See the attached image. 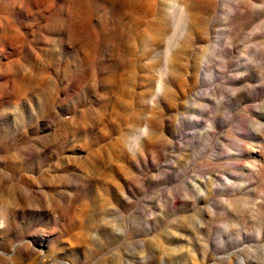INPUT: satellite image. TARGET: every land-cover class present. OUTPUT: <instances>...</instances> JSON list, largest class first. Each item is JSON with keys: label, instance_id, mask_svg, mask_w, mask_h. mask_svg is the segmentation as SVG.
<instances>
[{"label": "rangeland", "instance_id": "obj_1", "mask_svg": "<svg viewBox=\"0 0 264 264\" xmlns=\"http://www.w3.org/2000/svg\"><path fill=\"white\" fill-rule=\"evenodd\" d=\"M0 264H264V0H0Z\"/></svg>", "mask_w": 264, "mask_h": 264}]
</instances>
